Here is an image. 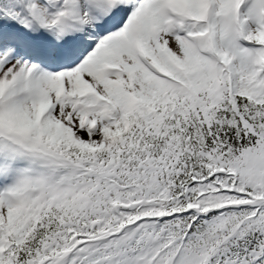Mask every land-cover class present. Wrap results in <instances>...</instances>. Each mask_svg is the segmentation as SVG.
<instances>
[{"label": "snow or ice", "instance_id": "obj_1", "mask_svg": "<svg viewBox=\"0 0 264 264\" xmlns=\"http://www.w3.org/2000/svg\"><path fill=\"white\" fill-rule=\"evenodd\" d=\"M0 264H264V0H0Z\"/></svg>", "mask_w": 264, "mask_h": 264}]
</instances>
